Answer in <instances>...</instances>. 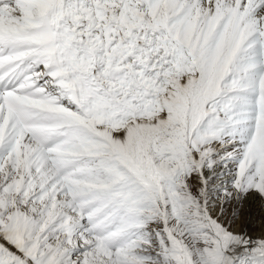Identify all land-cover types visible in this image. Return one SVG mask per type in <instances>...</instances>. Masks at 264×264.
I'll return each mask as SVG.
<instances>
[{"label":"snow or ice","instance_id":"snow-or-ice-1","mask_svg":"<svg viewBox=\"0 0 264 264\" xmlns=\"http://www.w3.org/2000/svg\"><path fill=\"white\" fill-rule=\"evenodd\" d=\"M0 264H264V0H0Z\"/></svg>","mask_w":264,"mask_h":264}]
</instances>
